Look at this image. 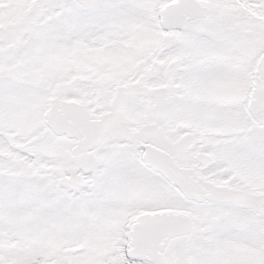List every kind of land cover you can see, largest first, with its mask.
I'll use <instances>...</instances> for the list:
<instances>
[{
    "label": "snow or ice",
    "instance_id": "6c2138e0",
    "mask_svg": "<svg viewBox=\"0 0 264 264\" xmlns=\"http://www.w3.org/2000/svg\"><path fill=\"white\" fill-rule=\"evenodd\" d=\"M0 264H264V0H0Z\"/></svg>",
    "mask_w": 264,
    "mask_h": 264
}]
</instances>
